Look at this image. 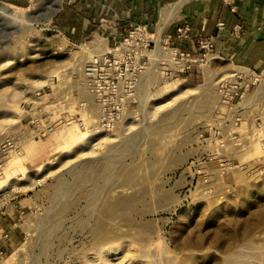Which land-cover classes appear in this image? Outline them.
<instances>
[{"label":"rangeland","instance_id":"374dc122","mask_svg":"<svg viewBox=\"0 0 264 264\" xmlns=\"http://www.w3.org/2000/svg\"><path fill=\"white\" fill-rule=\"evenodd\" d=\"M37 1L0 0V264H264V67L228 72L213 51L168 78L157 51L105 119L82 71L114 42L77 37L74 2L32 23ZM139 25L171 30L124 36Z\"/></svg>","mask_w":264,"mask_h":264},{"label":"crops","instance_id":"0c3cea01","mask_svg":"<svg viewBox=\"0 0 264 264\" xmlns=\"http://www.w3.org/2000/svg\"><path fill=\"white\" fill-rule=\"evenodd\" d=\"M37 2V10L54 6L52 0ZM73 2L79 11L76 9L74 18L68 16L66 21L68 28L77 31V37L96 32L105 34L104 40L115 44L135 23L152 25L156 21L161 27L171 29L189 23L191 38L181 46L196 51L198 40L211 37L213 59L224 61L228 72L242 67H264V0H233L231 4L225 0H59L57 3L63 9ZM238 24L244 30L236 39L232 30Z\"/></svg>","mask_w":264,"mask_h":264},{"label":"built area","instance_id":"2783aa9c","mask_svg":"<svg viewBox=\"0 0 264 264\" xmlns=\"http://www.w3.org/2000/svg\"><path fill=\"white\" fill-rule=\"evenodd\" d=\"M231 4L233 0H225ZM234 9V6H231ZM240 29L235 25L234 33ZM191 38L189 23L177 24L167 35L157 38L149 36L145 27H134L128 36L121 38L114 47L107 51L94 54L84 64L82 71V85L88 90L95 101L99 115L105 119L123 118L134 100V86H138L145 73L151 71L152 61H158L160 54L157 51H166L170 56V70L167 77L178 73H187L194 66L203 67L213 57L214 41L211 37L198 40L197 50L191 51L181 43ZM175 43L176 46H171ZM153 44L154 49L150 48ZM140 49L139 55L132 60L129 48L135 46ZM172 66V68H171ZM251 82L237 79L222 85L224 101L231 102L230 92L247 90ZM133 99V100H132ZM109 127V125L107 124Z\"/></svg>","mask_w":264,"mask_h":264},{"label":"water","instance_id":"95a60500","mask_svg":"<svg viewBox=\"0 0 264 264\" xmlns=\"http://www.w3.org/2000/svg\"><path fill=\"white\" fill-rule=\"evenodd\" d=\"M54 2V6L51 9H41L33 12V19L29 16V19L32 21V23H36L41 20L49 19L53 14L60 9L61 5L57 2L59 0H52Z\"/></svg>","mask_w":264,"mask_h":264},{"label":"bare ground","instance_id":"6f19581e","mask_svg":"<svg viewBox=\"0 0 264 264\" xmlns=\"http://www.w3.org/2000/svg\"><path fill=\"white\" fill-rule=\"evenodd\" d=\"M1 7V6H0ZM4 10V9H3ZM191 91V90H190ZM114 176H115V174H113ZM118 175V174H117ZM112 176V175H111ZM114 176H113V178H114ZM116 178V177H115ZM110 180H112L111 178H110ZM97 193V192H96ZM93 196H95V195H93ZM124 198V197H123ZM133 203H134V199H128V200H126V202L125 203H123V205H124V208H129L130 209V207H132L133 206Z\"/></svg>","mask_w":264,"mask_h":264}]
</instances>
